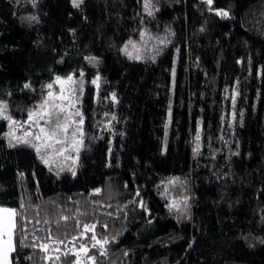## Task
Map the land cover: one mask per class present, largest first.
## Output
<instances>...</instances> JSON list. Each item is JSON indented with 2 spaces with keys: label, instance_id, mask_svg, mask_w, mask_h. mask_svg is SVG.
Returning <instances> with one entry per match:
<instances>
[{
  "label": "trees",
  "instance_id": "trees-1",
  "mask_svg": "<svg viewBox=\"0 0 264 264\" xmlns=\"http://www.w3.org/2000/svg\"><path fill=\"white\" fill-rule=\"evenodd\" d=\"M152 3L148 16L143 0H83L78 8L0 0V100L13 119L25 121L56 76L83 72L86 83L75 176L49 171L32 148L9 147L0 134V207L30 221L20 222L27 231L16 233L14 264H69L74 257L62 252L90 247L92 233H81L93 223L110 240L106 256L90 253L98 264H264V0H214L229 18L202 0ZM144 30L159 39L142 60L128 59L122 49L141 44ZM174 177L183 184L168 186L166 198ZM183 196L187 212H170L169 201ZM49 232L65 241L61 261L45 262L31 247Z\"/></svg>",
  "mask_w": 264,
  "mask_h": 264
},
{
  "label": "snow or ice",
  "instance_id": "snow-or-ice-1",
  "mask_svg": "<svg viewBox=\"0 0 264 264\" xmlns=\"http://www.w3.org/2000/svg\"><path fill=\"white\" fill-rule=\"evenodd\" d=\"M37 0H33V6H35ZM73 7H80L83 0H71ZM208 5V11H215L216 15L223 18H229V13L223 9L214 10L212 8L214 0H203ZM143 8L148 16H153L154 5L152 0H143ZM29 20H37L36 16L29 17ZM141 44L136 43L133 40H129L128 43L122 49L124 55L130 60H142L143 52L147 49L148 44L153 39H159L151 36L147 30L140 32ZM160 44H165V39L159 40ZM131 46V47H129ZM89 63H98L96 57H86ZM154 59V57H152ZM173 75L175 73L173 72ZM101 77L97 75L91 84L95 86L96 98L99 99V90L101 87ZM84 73L81 72L79 77L75 74L68 75L66 78L56 76L54 83L46 85L47 92L42 96L40 103L27 111V119L25 121H17L8 114V103L0 100V120L7 121L9 131L6 136L9 141V147H17L20 145L32 148L39 160L52 170V166L56 165L60 171L65 169L61 166L67 161H72L75 165L79 159V153L84 148L85 136L84 131V116L79 105L81 103L82 94L84 91ZM54 84L58 88H54ZM25 88H31V85L25 84ZM239 95V92H236ZM111 100L113 103H118L115 93H112ZM235 98L232 99V107L235 109ZM108 116V113H104ZM171 112L169 111V117ZM233 121L236 119V112L233 110L231 113ZM112 120H115V115L111 116ZM170 122V121H169ZM109 131L111 130L110 124L105 125ZM21 131L22 135H17V132ZM201 136L199 133L195 136L193 154L199 155L201 152ZM68 171H71L75 176V167L70 166ZM59 175V172H57ZM183 181L179 177L171 178L167 181V185L164 188V195L168 196V186L177 187L181 186ZM100 189H95L93 194H100ZM139 195V192H137ZM144 207L143 203L140 204ZM23 203L21 208H23ZM167 207L170 212H176L180 215H184L187 212L188 197L182 198L173 197ZM68 216L62 215L60 220L67 221ZM30 223L23 217L17 208L12 207H0V264H14L15 257L13 253L17 252L16 233L17 231H27L26 227L20 223ZM39 223V221H36ZM79 226V222H78ZM106 227V226H105ZM91 232L92 235L87 237L92 241L91 246L81 243L78 247H70L67 251L61 249V245H64L65 241L56 239L49 232L45 242L37 243L38 238H34L31 247L38 248L40 252L45 255L41 257L45 262L56 260L61 261V255L64 258L69 256L74 257L69 261V264H98V258L96 254H90L93 249L96 250L99 256L103 257L107 255L106 246L110 243L107 237L98 238L96 235V224H84L81 236L84 233ZM27 239V237H24ZM80 237H73L71 244H75V241ZM113 240L115 237L112 238ZM50 241V242H49ZM24 247H29L25 244ZM56 255H49V252ZM32 259V257H28Z\"/></svg>",
  "mask_w": 264,
  "mask_h": 264
},
{
  "label": "rangeland",
  "instance_id": "rangeland-1",
  "mask_svg": "<svg viewBox=\"0 0 264 264\" xmlns=\"http://www.w3.org/2000/svg\"><path fill=\"white\" fill-rule=\"evenodd\" d=\"M203 1V0H202ZM71 75H73V74H71ZM67 76H65V77H62V78H66ZM54 83V82H53ZM94 86V85H93ZM95 87V86H94ZM54 88H58V86L57 85H55L54 84ZM85 91H86V83H84V91H83V94H82V98H81V100L83 99V96H84V93H85ZM0 121H4V120H0ZM17 121H19V120H17ZM5 122H7V121H5ZM8 123V122H7ZM6 133H7V131H1L0 132V134H5L4 136H6ZM17 135L19 136V135H22V132L21 131H18L17 132ZM6 138H7V136H6ZM8 139V138H7ZM78 165V160L76 161V163H75V165H73V163H72V161H68V166L67 167H65L64 169V171H66L70 166H73V167H75V173H76V166Z\"/></svg>",
  "mask_w": 264,
  "mask_h": 264
}]
</instances>
